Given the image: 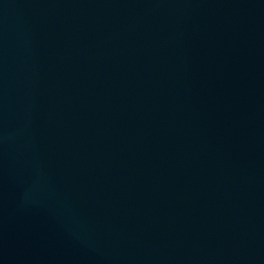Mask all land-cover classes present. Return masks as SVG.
I'll use <instances>...</instances> for the list:
<instances>
[{"label": "water", "instance_id": "water-1", "mask_svg": "<svg viewBox=\"0 0 264 264\" xmlns=\"http://www.w3.org/2000/svg\"><path fill=\"white\" fill-rule=\"evenodd\" d=\"M0 264H264V0H0Z\"/></svg>", "mask_w": 264, "mask_h": 264}]
</instances>
